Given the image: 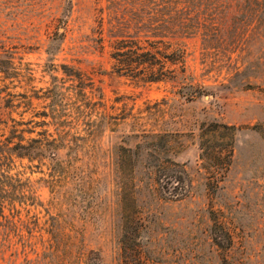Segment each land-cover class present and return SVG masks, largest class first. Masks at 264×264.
<instances>
[{"label": "rangeland", "instance_id": "1", "mask_svg": "<svg viewBox=\"0 0 264 264\" xmlns=\"http://www.w3.org/2000/svg\"><path fill=\"white\" fill-rule=\"evenodd\" d=\"M161 16L173 32L148 27ZM161 34L185 45L193 94L112 72L117 39ZM222 124L214 178L200 133ZM2 154L0 264H126L124 241L127 264H264V0H0ZM160 163L185 169L181 199Z\"/></svg>", "mask_w": 264, "mask_h": 264}, {"label": "trees", "instance_id": "2", "mask_svg": "<svg viewBox=\"0 0 264 264\" xmlns=\"http://www.w3.org/2000/svg\"><path fill=\"white\" fill-rule=\"evenodd\" d=\"M153 18L154 17H148V21ZM172 21L173 20L169 17L165 19L161 16V18L159 17L153 21V25L149 22L148 27L152 30L159 29L160 32L163 30L169 33L173 32V27L171 25ZM167 36L168 35L163 34L153 35L152 38L145 37L143 40L132 35L120 37L113 43L110 52V56L113 60L111 66L112 72L141 83L180 80L181 86L184 89V94H193L199 89L195 88L194 90V86L191 84V77L187 67V49L182 42L171 40L172 36ZM68 70L71 71H68V73L66 71L67 75L78 78L81 83L84 82V75L82 73L76 70L74 71L71 68H68ZM90 92L93 93V87H90ZM235 129L236 127L234 125L222 124L212 128L210 133H200L201 158L208 173L214 178H217L219 169L227 170L230 165L233 154V132ZM16 130L17 129H14L13 132L15 133ZM221 131L225 132V137L212 142V138H216V135L220 136ZM152 136H155V134ZM19 140L21 141L23 139L20 138ZM30 141L37 143L38 146L42 143V140L38 139H31ZM29 145L30 144L25 145L19 142L16 145L17 147L14 148L26 149ZM124 150L128 151V153L132 152L130 148ZM16 154L17 156H23L26 153L18 152ZM1 159H8V156L2 154L0 155V160ZM157 172L159 178L165 181L162 184V188L169 197L181 199L188 193L189 183L186 177L187 173L182 166L176 163H173V165L160 163L157 165ZM212 182L214 183V181H209L208 185H211ZM0 215L4 216L2 206H0ZM136 225L135 223L133 228H135ZM212 239L214 243L221 248H229L232 243L231 234L229 231L225 230L224 225L219 220L214 221ZM123 243L124 253L128 254L125 255L126 264L129 256H134L135 260L138 261L140 257L135 255L136 249L127 247V241ZM59 244V241L56 244H52V251L55 248L57 249ZM52 253L56 255L55 250ZM83 257V252H80L76 258L77 260L83 261ZM71 260L73 259L70 256H66L61 260L62 262L60 260H58V262L71 264L69 263ZM98 263V261H94L91 264Z\"/></svg>", "mask_w": 264, "mask_h": 264}]
</instances>
